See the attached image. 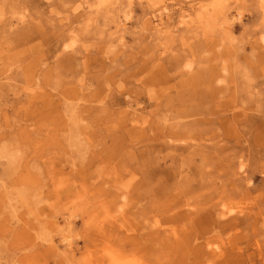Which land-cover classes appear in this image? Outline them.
Segmentation results:
<instances>
[{
	"label": "rangeland",
	"instance_id": "obj_1",
	"mask_svg": "<svg viewBox=\"0 0 264 264\" xmlns=\"http://www.w3.org/2000/svg\"><path fill=\"white\" fill-rule=\"evenodd\" d=\"M263 108L261 0H0V264H264Z\"/></svg>",
	"mask_w": 264,
	"mask_h": 264
},
{
	"label": "bare ground",
	"instance_id": "obj_2",
	"mask_svg": "<svg viewBox=\"0 0 264 264\" xmlns=\"http://www.w3.org/2000/svg\"><path fill=\"white\" fill-rule=\"evenodd\" d=\"M261 2H262V6L264 8V0H261ZM158 17H160V20L163 19V17H162L161 14ZM257 111L263 113L264 112V108H263V110H257ZM244 115H245V117L248 116L246 114H244ZM256 118L258 120H260L261 122H264V121H262L261 115L260 116H257ZM252 127L254 128V130H256L255 131V134H254L255 141H258L257 143H259L260 145H264V123H258V125L253 124ZM168 205H169V207L171 209H175L174 205H172V204H168ZM164 211H166L165 213L168 215L169 211H171V210L170 209H165ZM177 214H179V213H173V214H171L170 215V220H175L174 222H176V220L179 219V217H178ZM229 214L230 213L227 212V211H225V210H220L217 213V217H219V218H213L212 217L213 215L211 213H209L206 216L205 220H204L205 221V225H204L205 228L208 227V229L210 231H212V229L214 227L215 231H217V229L219 227V229H221L223 231H226L229 228H231V229L234 228L235 225H237L238 222L242 221L239 217H237V216H230ZM166 218L169 219V216L166 217ZM70 225L71 224L68 222L67 223V226L64 229L63 234H62V238H63L62 240L65 241L68 246H71V239H70L71 236H70V234H68V232H67L68 230L67 231H65V230L67 228L69 229L70 228ZM210 231H208L207 234H209ZM173 234H174V236H176V234L178 235L177 242H179V243H177V246H180V245L184 244L186 242V240H189L190 239V236H191V233L190 232H188L187 234L179 235V232L177 230H174ZM240 236L241 235H239V234L233 235L232 236V239L234 241H236L237 238H239ZM179 237L180 238H183V239L180 240ZM197 239H199V235L197 236ZM206 240H207V245H209L208 244L210 242L209 241V237H207ZM233 245H236V244H233ZM173 246L174 245H172V248L173 249L176 248V247H173ZM189 249L191 251H193V254H195V256H196V258L198 260L197 264H201L202 263V261H200V260L203 259V257L205 256L206 253L208 254V256L206 257V259L204 261L205 262H210V263L214 262L216 260V258H220L222 256L223 257L226 256L225 253L223 251H221V250L216 251V250L210 249L209 251H205L204 252V250L203 249H199L198 246L196 248L195 247H192V246H189ZM259 252L260 253L262 252L261 248H260ZM188 253H191V252L188 251ZM228 255H230V253ZM219 260H220L218 262L219 264H228V260L226 259V257L223 260H221V259H219Z\"/></svg>",
	"mask_w": 264,
	"mask_h": 264
}]
</instances>
